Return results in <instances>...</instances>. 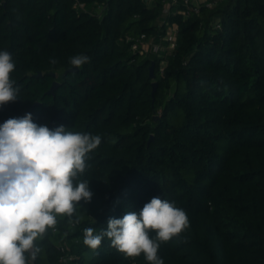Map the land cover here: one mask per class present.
<instances>
[{
	"label": "trees",
	"instance_id": "trees-1",
	"mask_svg": "<svg viewBox=\"0 0 264 264\" xmlns=\"http://www.w3.org/2000/svg\"><path fill=\"white\" fill-rule=\"evenodd\" d=\"M84 1L91 10L71 0H0V51L13 57L18 89L0 107V124L31 113L38 125L101 137L80 176L91 202L58 218L32 264H149L106 237L97 249L83 239L86 228L98 234L153 197L190 222L161 244L164 264H264V0L199 11L178 0L169 13L166 0ZM96 1L108 4L103 18ZM168 23L178 25L168 59L132 50L128 36L163 41ZM80 54L90 61L71 71Z\"/></svg>",
	"mask_w": 264,
	"mask_h": 264
},
{
	"label": "clouds",
	"instance_id": "clouds-1",
	"mask_svg": "<svg viewBox=\"0 0 264 264\" xmlns=\"http://www.w3.org/2000/svg\"><path fill=\"white\" fill-rule=\"evenodd\" d=\"M89 61L83 54L70 57L74 68ZM15 67L11 53L0 51V107L18 99L11 78ZM100 143L99 135L38 125L31 113L0 124V264H32L41 251L36 242L58 218H71L81 201L91 202L89 181L80 176L87 168L85 157ZM189 226L185 210L153 197L138 213L110 218L98 234L86 228L83 243L97 249L106 237L125 257L143 254L149 264H164L158 256L161 244Z\"/></svg>",
	"mask_w": 264,
	"mask_h": 264
},
{
	"label": "built area",
	"instance_id": "built-area-1",
	"mask_svg": "<svg viewBox=\"0 0 264 264\" xmlns=\"http://www.w3.org/2000/svg\"><path fill=\"white\" fill-rule=\"evenodd\" d=\"M73 2V6L79 10H91L87 6V2L84 0H71ZM147 6H150L154 3V0H143ZM167 5L165 7V12L169 13L170 11H176V4H178V0H166ZM222 0H183L184 5L194 9L195 11H199V5L201 3H205L207 6H212ZM193 5V6H192ZM108 4L103 2H94V7L92 8L93 12L96 13L100 18H103L106 8ZM165 21V18H163ZM217 27L220 28V25L217 24ZM178 37V25L176 23L169 24L166 30V34L162 39L168 42L170 47V51L175 47ZM127 41L131 44V48L134 52L147 53L151 50L157 52H162L167 47L161 45V43H155L156 39L148 37L145 33H142L136 37L128 36ZM170 52V53H171ZM163 65V64H162ZM164 66V65H163ZM66 261V259H64ZM65 264V263H64Z\"/></svg>",
	"mask_w": 264,
	"mask_h": 264
},
{
	"label": "water",
	"instance_id": "water-1",
	"mask_svg": "<svg viewBox=\"0 0 264 264\" xmlns=\"http://www.w3.org/2000/svg\"><path fill=\"white\" fill-rule=\"evenodd\" d=\"M154 68H155V64H154V62H153L152 65H151V67H150V71H151V75H152V77H154ZM77 69H78V68H73V69H71V71H76ZM58 86H59V82H58V81H55V82L53 83V86H52L50 92H54V90H55ZM156 88H157V82H154V91L156 90Z\"/></svg>",
	"mask_w": 264,
	"mask_h": 264
},
{
	"label": "rangeland",
	"instance_id": "rangeland-1",
	"mask_svg": "<svg viewBox=\"0 0 264 264\" xmlns=\"http://www.w3.org/2000/svg\"><path fill=\"white\" fill-rule=\"evenodd\" d=\"M155 43H161V45H163V46H165V47H167L168 49H166V50H164V51H162V54L163 55H161V57H166V59H168V56H169V54H170V47H169V45H168V42H165L164 40L162 41V40H160V41H155ZM163 65H165L166 64V60H164L163 61V63H162Z\"/></svg>",
	"mask_w": 264,
	"mask_h": 264
}]
</instances>
